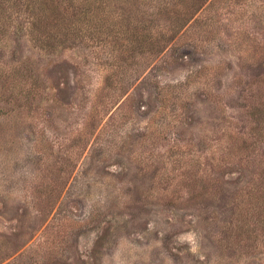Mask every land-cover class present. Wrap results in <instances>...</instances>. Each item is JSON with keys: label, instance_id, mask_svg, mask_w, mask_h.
Instances as JSON below:
<instances>
[{"label": "rangeland", "instance_id": "1", "mask_svg": "<svg viewBox=\"0 0 264 264\" xmlns=\"http://www.w3.org/2000/svg\"><path fill=\"white\" fill-rule=\"evenodd\" d=\"M143 1L56 47L0 29V264H264V0H207L157 56Z\"/></svg>", "mask_w": 264, "mask_h": 264}, {"label": "trees", "instance_id": "2", "mask_svg": "<svg viewBox=\"0 0 264 264\" xmlns=\"http://www.w3.org/2000/svg\"><path fill=\"white\" fill-rule=\"evenodd\" d=\"M0 0V29L13 26V18L15 14L25 13L29 32L35 35V39L40 44H46L51 47L61 46L65 40H68L67 32L69 29L70 14L72 19L82 22L83 17L88 16L92 19H101L102 12L106 11L104 8L106 5L113 3L115 6L113 9H109L111 14H116L118 18L127 19L142 14L143 8L140 6L144 1L142 0ZM121 2H124L121 4ZM207 0H163L159 3L158 8L153 11V17H149V24L145 26L143 24L142 16L139 19L137 29L149 28L156 24L157 20L161 18L164 22L160 29L163 30L161 34L150 38L151 43L148 50L151 51L154 56L161 53L171 41V39L177 34L195 15L197 11L203 7ZM129 4V5H128ZM143 15V14H142ZM158 20V21H161ZM172 25L169 35H165L166 25L168 23ZM58 29L55 30L58 25ZM72 23V22H71ZM74 29L79 30L80 26ZM73 29V30H74ZM142 36V33H138ZM64 37V39L62 38ZM142 39H138L140 43ZM142 49V45L139 46ZM264 174V173H263ZM264 187V186H263ZM257 193L262 186L259 184ZM251 196H255V194ZM262 198V197H261ZM263 199L259 200L258 204H263ZM252 202V201H251ZM254 202V201H253ZM252 202V204H253ZM255 204V202H254ZM251 205V203H250Z\"/></svg>", "mask_w": 264, "mask_h": 264}]
</instances>
